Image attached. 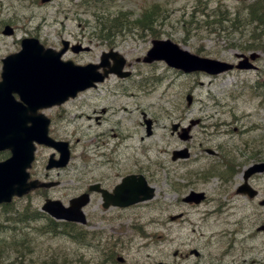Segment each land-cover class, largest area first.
Masks as SVG:
<instances>
[{
	"label": "rangeland",
	"instance_id": "1",
	"mask_svg": "<svg viewBox=\"0 0 264 264\" xmlns=\"http://www.w3.org/2000/svg\"><path fill=\"white\" fill-rule=\"evenodd\" d=\"M81 3L80 0H51L45 4L40 0H0V31L7 23L14 24L15 28L10 37L0 32V59L19 49V38L32 36L45 47L54 49L59 48L62 40L90 48L88 52L69 51L63 56V60L80 65L98 63L102 52L113 49L126 59L125 70L131 72L125 79L110 75L95 89L79 94L59 111L51 113V134L70 142L71 159L64 169L48 172L45 165L54 151L38 148L33 177L60 180L61 185L55 190L20 199L8 208L10 213L5 214L0 207V221L7 228L0 227V233L6 232L3 238L14 242L18 251L17 242L26 236L24 247L29 252L23 254L24 259H15L11 251L12 256L0 257V264H120L118 257H122L125 264H161L160 261L206 264L218 260L221 264H264V232L255 231L264 224V207L259 206V201L241 197L238 201L242 206L235 202V211L230 209L224 213L225 205L232 206L231 194L242 182L241 173L234 176L231 184L223 186L214 176L208 182L199 178L210 168L212 174H225V156L233 157L238 163L237 150L243 149L240 146L243 142L252 143L251 147L261 150L264 157V53L256 63L257 71L234 70L217 77L185 74L164 62H137L146 55L153 39L139 19L144 11L146 15L153 11L154 30L159 35L155 39H169L202 57L236 63L237 55L244 53L236 48L241 38L231 33L229 23L218 24V19H225L232 11H241L248 0H99L94 2V7L86 8ZM104 11L110 14L122 11L129 19V27L111 40L101 38L95 31L96 16ZM257 84L262 88L256 89ZM188 94L192 97L189 106ZM143 119L153 122L150 136L146 134ZM197 119L201 120L189 129V140L181 141L177 132L172 133L173 125H178L181 131ZM224 122L228 125L223 128ZM127 132L131 136L129 142L125 137H129ZM117 141L122 143V150L108 144ZM220 145H224L220 150L225 156L213 157L206 152V149L218 150ZM233 145H239L235 151ZM185 147L189 149L190 158L173 162L172 152ZM250 153L254 152L249 149L245 155L251 156ZM7 156L3 153L0 160ZM103 163L119 164V168L135 163L136 173L144 175L148 170L147 180L156 188V197L129 213H120L119 225L101 226L97 237L101 244L88 248L98 251L99 256L92 252L85 254V249L80 250L81 253H65L63 250H76L77 245L65 236L44 233L43 227L47 225L44 219L27 226V230L22 228L21 222L8 220L21 210L31 214L26 207L39 213L46 198L58 199L67 205L73 197L75 179L82 176L83 170L95 179L111 175L112 171L102 167ZM244 165L237 170L240 172ZM251 184L263 199L264 175L253 178ZM189 191H204L206 202L200 206L183 203ZM219 203L227 204L223 213L217 215L214 211ZM230 211L235 213L236 222L226 228L232 230L229 233L235 232L242 219L240 226L244 235L249 232L253 235L251 241L240 242V234L235 232L237 240L231 242L235 261L229 259L230 249L220 254L225 248L219 243L223 239L214 242L208 238L213 235L211 232L224 231L231 220V216H227ZM29 214L24 216L29 217ZM179 214L181 217L174 220ZM5 216L9 218L5 220ZM212 224L218 228H212ZM161 227L166 233L162 238L159 236ZM14 228H18L19 238ZM144 235L146 237L142 238ZM256 238L259 239L257 245ZM194 249L199 251L198 257L193 255ZM106 253L113 258L100 262Z\"/></svg>",
	"mask_w": 264,
	"mask_h": 264
},
{
	"label": "water",
	"instance_id": "2",
	"mask_svg": "<svg viewBox=\"0 0 264 264\" xmlns=\"http://www.w3.org/2000/svg\"><path fill=\"white\" fill-rule=\"evenodd\" d=\"M22 46L23 49L20 53L6 60L2 75L3 80L0 82V151L9 149L12 153L9 159L0 162V203L9 202L13 196H23L37 186H44V184L39 185L38 182L28 183L29 175L26 169L30 167L33 160L35 149L33 141L56 147L61 152L60 161L50 162L48 168L63 166L69 159L66 143L60 145L61 143L46 138V123H41L40 118L27 117L26 114L20 117L13 115L5 106L6 98L11 102L10 95L16 92L21 97H25L28 104L36 109L48 104H60L69 97H75L79 91L93 86L94 82L102 81L108 72H113L120 77H126L129 74L121 72L125 60L113 51L102 55L100 65L82 67L75 66L70 61L66 63L60 61V55L67 49V43H64V48L58 53L52 50H44L33 39L24 40ZM79 50V47L74 48L75 52ZM255 57V54L251 55L252 59ZM109 58L114 60V66L109 71H104V74H99L97 69L106 67ZM160 59H164L169 65L186 72L203 70L216 74L231 68L224 63L191 55L180 50L177 45L170 41H154L153 48L148 52L144 61L151 62ZM238 67L250 68V65L243 61ZM190 101L191 98L188 97V103ZM11 109L15 113L19 111L17 106L11 107ZM29 122L32 125L27 126ZM146 123L148 133H150V122L147 121ZM183 132L181 138L187 139V131L183 130ZM182 156L185 155L181 152L174 153L173 159ZM255 172H264V164L250 167L245 172V178ZM141 183L146 186L145 182ZM246 185L239 191L253 196L255 193H250ZM153 191V188L147 186L142 188L137 183L131 190L130 203L151 198ZM116 195L120 196L119 189L116 190ZM193 196L196 198L195 202H198L199 196L201 197L197 194ZM186 200H193L192 195ZM76 201L78 200L76 199ZM80 207L79 204L77 208ZM43 209L57 219H68V216L72 215L71 210L62 208L59 202L48 201ZM260 230H264V226Z\"/></svg>",
	"mask_w": 264,
	"mask_h": 264
},
{
	"label": "trees",
	"instance_id": "3",
	"mask_svg": "<svg viewBox=\"0 0 264 264\" xmlns=\"http://www.w3.org/2000/svg\"><path fill=\"white\" fill-rule=\"evenodd\" d=\"M96 1L99 0H87L86 2H89L87 7H94L96 4L94 2ZM152 14L153 11H148L147 15L144 11L142 18L139 19V23L143 29L149 31L152 38H156L158 35L154 30L155 18ZM205 16L209 17V15ZM222 21L229 23V26L233 29L231 33L237 34L241 38L240 43L236 45L240 50L244 52H264V0H251L241 11L229 13L225 19H218V24ZM95 24V31L99 36L110 40L116 34L122 33L123 30L129 27V19L122 14V11L116 14H110L104 11L101 15L96 16ZM13 220L15 221L16 219ZM0 227H3V223L1 222ZM13 243L7 241L6 238L0 235V257L4 254L12 256L11 251L15 257L17 256V247Z\"/></svg>",
	"mask_w": 264,
	"mask_h": 264
},
{
	"label": "flooded vegetation",
	"instance_id": "4",
	"mask_svg": "<svg viewBox=\"0 0 264 264\" xmlns=\"http://www.w3.org/2000/svg\"><path fill=\"white\" fill-rule=\"evenodd\" d=\"M10 53H13V52H8L7 54H5V56L10 54ZM0 67H1V63H0ZM60 109L61 108L53 107L52 109H49L48 111L54 112L53 110L59 111ZM85 166L87 167V164H85ZM119 166H120L119 164L103 163L102 167H104V168L107 167L108 169H110L112 171L111 175H101L100 178L95 179V177H92L91 175H89V172L87 170H83L82 176H80L76 180L75 189L72 190V194H73L72 196L73 197H71V198L77 197L81 194H88V197H89V202L84 208V214H85V217L87 219V224L84 226L81 225V226H83V228H82L79 224L69 223L71 225H75V226H78V228H80V235H83V234L84 235H94L96 233H94L92 231L99 230L102 225L112 226L113 222L116 223L118 221L119 216L116 215L115 212H120V210H117V207H112V206H110L109 208H104V202H103L104 199L102 197V194L99 192H90L89 188L92 185L97 184V185H99L100 189L108 191V192H112L114 190V188L118 185V183H120V181L124 177L129 176V175H133L136 173V170H135L136 164L135 163L131 164L130 166L126 165L125 168H119ZM161 167H164V166H161ZM88 168L91 169L90 165H88ZM145 171H146V176L148 177L149 172H148V170H145ZM233 174L235 176L236 171ZM49 180H52V179H49ZM232 181H233V179L226 180V185L231 184ZM257 195H258V197L261 196L259 190L257 191ZM237 196H238V198L243 197V198L248 199L245 195L237 194V190H236L234 194L233 193L231 194V200L234 202V208H236L237 206H242V204L235 198ZM206 198H207V196L205 195L203 201L206 200ZM256 200H258V198L251 200V201H256ZM263 201H264V199H262L259 203H261ZM235 202L238 203L237 206H235ZM132 208H128L127 210L124 209L123 212L129 211ZM82 244L83 245H87V244L92 245V242L87 241V242H84Z\"/></svg>",
	"mask_w": 264,
	"mask_h": 264
},
{
	"label": "bare ground",
	"instance_id": "5",
	"mask_svg": "<svg viewBox=\"0 0 264 264\" xmlns=\"http://www.w3.org/2000/svg\"><path fill=\"white\" fill-rule=\"evenodd\" d=\"M8 29V27L7 26H4V28H3V30H7ZM126 108V107H125ZM127 109V108H126ZM197 120H201V119H197ZM127 135L129 136V137H127L126 135H125V137H126V139L127 138H129L128 139V142L130 141V135H129V133L127 132ZM109 142V141H108ZM109 145H112V146H116V147H118V148H122V143L120 142V141H117V142H115L114 144H110V143H108ZM241 147L243 148L242 149V151H244V150H246V146L245 145H241ZM123 149L125 150V151H127L128 152V149L127 148H125V147H123ZM122 150V149H121ZM121 150H120V152H121ZM229 159L232 161V162H235V160H234V158L233 157H229ZM208 175H212V169L210 168L209 170H208V172L206 173V174H204V175H202V176H199V178H205V177H208ZM232 209L235 211V209H234V203L232 202ZM199 210V209H198ZM227 216H231V220H230V223L228 222V224L226 225V226H224V228H230V226L231 225H233L235 222H236V220H235V213L232 211H230V212H228V214H227ZM231 224V225H230ZM212 226V228H218V225H214V224H212L211 225ZM162 230H164L162 227H161V234L159 235L160 236V238H162L166 233H163V231ZM166 232V231H165ZM214 233H216V232H211V234H214ZM237 233H239L240 234V240L242 241V242H244V241H246L247 239H248V241H251V237H253V235L251 234V233H247V234H245L244 235V233H243V231H241V230H239V229H237ZM142 238H144V237H146L145 235L144 236H141ZM71 238L75 241V242H84V239L81 237V236H79V235H72L71 236ZM216 239H214V241H215ZM259 243V239L258 238H256V244L255 245H257ZM99 247V246H98ZM86 251H89V252H92L90 249H87ZM92 253H95L96 255H98L99 256V253H98V251H95V252H92ZM230 254H231V257H229V259H231V260H233V261H235V258H236V255H235V252H234V250L231 252V253H229V256H230ZM107 256V257H106ZM108 253H106L105 254V256H102L101 257V259H100V262H107L108 261ZM241 262H244L243 261V259H241L240 260ZM160 263L161 264H164V262H161L160 261Z\"/></svg>",
	"mask_w": 264,
	"mask_h": 264
}]
</instances>
